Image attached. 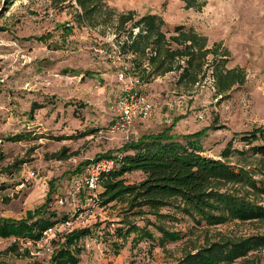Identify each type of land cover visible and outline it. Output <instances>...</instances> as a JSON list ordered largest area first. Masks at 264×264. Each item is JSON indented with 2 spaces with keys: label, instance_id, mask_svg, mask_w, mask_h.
<instances>
[{
  "label": "rangeland",
  "instance_id": "obj_1",
  "mask_svg": "<svg viewBox=\"0 0 264 264\" xmlns=\"http://www.w3.org/2000/svg\"><path fill=\"white\" fill-rule=\"evenodd\" d=\"M56 1L0 0V216L25 217L29 210L45 202L53 182L51 209L69 215L73 229L92 230L81 242L84 251L79 264H121L123 259L117 261L114 256L115 238L110 234L125 218L126 204L120 201L90 208L84 203V193H75V178L81 164L89 158L108 152L117 154L127 141L161 132L172 122L157 121L152 116L136 120L130 134L100 133L111 113L92 112L95 107L89 103L97 100L94 95L97 85L90 82L92 86H84L76 80L90 81L92 76L87 71L95 72L97 66L118 75L117 66L100 52L112 48L113 25L109 22L94 27L79 23L75 1L64 4ZM103 1L119 14L134 12L136 18L157 14L165 20L163 29L168 35L176 26L183 25L207 36L210 47L220 44L222 50L229 51L226 68L243 70L245 81L224 96L216 95L212 66H204L200 82L188 88L177 84L178 72L165 78L169 88L179 91L173 92L174 100L184 96L181 109L189 108L186 118L180 120L173 132L203 131V154L216 159H222L221 153L232 140L234 152L229 163L235 168L251 166L257 172L256 177L264 181L263 161L253 156L249 145L241 140V134L264 128V0H200L205 2L201 10L188 9L183 0ZM121 31L125 33V29ZM41 36L45 38L40 40ZM209 58L212 60V56ZM87 106L90 108L83 111ZM21 134L27 137L10 140ZM127 179L137 182L138 175L129 174ZM61 198H68V202L61 205ZM131 220L145 225L144 219ZM174 226L173 230L186 233L184 239L170 243L165 250L152 249L151 242L142 241L133 246L125 262L176 264L186 248L193 242H205L207 235L249 236L264 229L262 223L239 221L196 229L187 219ZM61 230L49 232L42 243L21 239L19 252L8 255V261L25 264L34 258L48 260V247L54 248L51 239ZM133 237L126 245H133ZM13 241L14 238L0 237V251ZM26 249L30 255H26ZM248 259L251 264H264V249Z\"/></svg>",
  "mask_w": 264,
  "mask_h": 264
},
{
  "label": "trees",
  "instance_id": "obj_2",
  "mask_svg": "<svg viewBox=\"0 0 264 264\" xmlns=\"http://www.w3.org/2000/svg\"><path fill=\"white\" fill-rule=\"evenodd\" d=\"M71 1L79 8V23L94 27L109 22L113 25L114 40L120 43L124 53L133 55L132 71L142 82L175 71L179 73V85L195 86L204 75V66H212L217 96H224L245 81L243 70L226 68L229 51L222 50L220 44L208 47V37L194 29L179 25L168 35L163 29V17L147 14L136 18L134 12L119 14L103 0H58L56 3ZM183 1L188 9L201 10L205 5L200 0ZM122 29H125L123 34ZM135 29H139L137 34H134ZM44 38L41 36L40 40ZM139 58L147 61L149 69L142 68ZM180 119L181 116L175 117L161 132L127 141L117 154L108 152L96 157L114 156L119 162L114 171L104 176L100 193L102 206L121 201L127 207L125 218L110 234L115 238L112 242L115 254L120 253L132 235V248L147 241L151 242L152 249L165 250L170 243L186 237V233L173 230L174 225L186 219L192 221L196 229L236 221L264 225V181L256 177V170L251 166L235 168L229 163L234 152L232 140L221 153L222 159L204 155L201 138L205 133H174ZM26 137L21 134L10 140ZM241 140L264 165V128L241 134ZM87 162L81 164L83 168ZM134 171L142 172L143 179L130 182L126 175ZM53 191L52 182L45 202L29 210L23 218L0 216V237L14 238L8 248L0 251V264H14L7 257L19 252L21 239L36 244L46 231L69 219V215L51 209ZM131 218L144 219L145 225H137ZM91 233L89 227L59 233L51 241L54 248L48 260L34 258L25 264H79L84 251L81 242ZM214 238L207 235L205 242H193L176 264H235L237 261L251 264L248 257L264 249V229L249 236L218 233ZM25 251L30 255L29 249Z\"/></svg>",
  "mask_w": 264,
  "mask_h": 264
},
{
  "label": "built area",
  "instance_id": "obj_3",
  "mask_svg": "<svg viewBox=\"0 0 264 264\" xmlns=\"http://www.w3.org/2000/svg\"><path fill=\"white\" fill-rule=\"evenodd\" d=\"M69 25V24H68ZM139 29H135L137 34ZM115 39V35H113ZM112 43L110 50H100L101 53L111 61L119 69L117 78L123 84L122 95L110 104V108L115 115L114 120L109 123L105 130L108 135L119 133L130 134L135 120L149 119L154 115L155 105L152 100L141 91V79L132 71V63L130 59L132 54H126L122 51L120 43ZM119 165L117 157H99L89 158L84 165L82 176L75 182V193H84V203L90 208H96L100 203V193L103 190L102 180L106 174L114 171ZM74 196V193H70ZM68 202V198H61V205ZM74 222L71 218L63 223L58 224L54 228L49 229L40 238L42 243L47 238V234L56 229L61 231H70L73 229ZM62 233V232H61ZM53 239H51L52 241ZM49 256L53 252V248L48 247Z\"/></svg>",
  "mask_w": 264,
  "mask_h": 264
},
{
  "label": "crops",
  "instance_id": "obj_4",
  "mask_svg": "<svg viewBox=\"0 0 264 264\" xmlns=\"http://www.w3.org/2000/svg\"><path fill=\"white\" fill-rule=\"evenodd\" d=\"M112 34L114 35V32H112ZM209 45V43H208ZM210 47V45L208 46ZM142 62V68H148V64L147 61L144 59L142 60L141 58H139V62ZM100 69V70H99ZM175 71L166 73L165 75L162 76H157V77H153L151 79H149L148 81H143L140 89L142 92H144L154 103L155 105V112L153 115V118L156 119L157 121H163L165 123H171L173 121V119L175 117L181 116V121L184 120L186 118L188 109H181V106H183L185 104L184 102V96H180L175 97L177 100H174V97H172L173 92L178 93L179 91L177 90H172V88H169L168 84H166L165 78L169 75V74H173ZM87 73H89L90 76H92V78L90 79V81H86L85 80H76L77 82L79 81L81 85L84 86H88L91 85L92 83L93 85H97V90H95L94 95L97 98V100H101L103 102H105L106 104L101 105V101H97L95 100V103H89L90 105H94V109L92 110V112H101V111H106L109 110L111 113V118L110 120L107 122L108 124L111 123L114 118L115 115L112 112L111 108H110V104L115 101L118 97H120L122 94V87L123 84L118 80L116 73H112L110 71L107 70V68H103V66H97V70L94 71H87ZM71 79V77H70ZM92 82V83H90ZM68 83H73V81L68 82ZM178 84V83H177ZM179 85V84H178ZM182 85L185 86L184 83L180 84L179 86L181 87ZM188 88V87H186ZM188 92V89H186ZM111 97H114V100H111ZM100 103V104H99ZM179 104H181L179 106ZM177 105V106H176ZM187 107L189 106V102L186 104ZM39 108V107H38ZM90 107L87 106L86 108H83V111H86L87 109H89ZM35 111V105L32 106V116L33 117V112ZM185 117V118H184ZM140 120H145V119H137V122ZM180 120L177 122V124L180 122ZM171 121V122H170ZM136 122V120H135ZM108 124H106L105 126H107ZM176 124V125H177ZM170 125V124H169ZM177 127V126H176ZM176 127H174V129H176ZM112 155H114L112 153ZM133 173H137L138 175V179L137 181H140L143 179V174L140 171H134L132 173L129 174H133ZM83 174V167L80 171V173H78L77 177L75 178L76 180H78ZM127 174V175H129ZM126 175V177H127ZM132 245V244H131ZM131 245H126L120 253L115 254L114 256L117 258V261H119L120 257L123 259L121 264H129L128 262L126 263L125 261H127V254L132 253L133 249ZM168 248V246H167ZM166 248V249H167ZM155 250L157 249H162L160 247H155ZM153 252V251H152Z\"/></svg>",
  "mask_w": 264,
  "mask_h": 264
}]
</instances>
